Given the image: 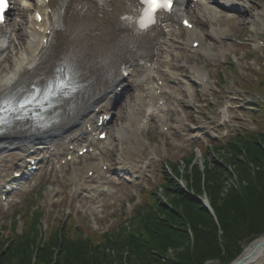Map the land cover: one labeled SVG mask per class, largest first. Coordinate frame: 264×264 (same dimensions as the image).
Returning a JSON list of instances; mask_svg holds the SVG:
<instances>
[{
  "label": "bare ground",
  "instance_id": "bare-ground-1",
  "mask_svg": "<svg viewBox=\"0 0 264 264\" xmlns=\"http://www.w3.org/2000/svg\"><path fill=\"white\" fill-rule=\"evenodd\" d=\"M73 1L55 0L51 4V7L56 10L55 13L47 14L48 6L44 4V0H21V2L26 3V10H18L17 16L9 20L6 29L0 36V102L6 96L15 97L24 93V88L30 86L37 74H39L38 80L41 76L54 75L56 72L55 63L46 68L51 58L54 60L60 58V60L67 61L73 58L82 72L74 75L79 80L78 94L66 100L58 101L53 114L52 112L46 114L44 123L49 126L47 130H29L30 132L22 134L10 129L7 134L0 136V187L1 184L12 185L13 173L25 170L27 165L26 157L32 156L28 155L31 148L25 145L27 140L34 143L35 154H42V160L47 159L49 163L52 157L55 156L58 159L57 163L61 164L62 159L65 158L59 157L61 152L70 153V146L84 142L86 138H83V136L85 134L87 138L91 137V134L87 133L81 135L78 131V125L83 123L85 118L88 117L89 113L86 111L91 106L94 105L93 113L96 107L103 108L107 106L103 103L104 97L100 94L95 95L96 91L94 92L93 90L99 86L98 92H100L101 85L110 87L119 79L118 76L115 79L112 76V74L116 73H113V71L117 67V61H120V63L123 61L127 64V69L130 72L129 77L133 76L135 78L134 82L138 91L126 111L127 122L119 125L115 136L120 144L118 155L119 171H129L137 179L142 177L144 173L151 170L150 165L156 158L157 152H155L156 148H152V157H141L144 147L142 144L145 143V140H141L139 129L143 127L144 131H146L153 122L161 123L160 111L156 113V110L145 106L143 104L144 100H142L143 95L148 94V98L151 101L153 95H156L159 96V101L164 100L166 102L165 107L163 109L160 108L163 113L162 119L168 116L166 111L172 109L173 105L171 103H175L180 96L177 90H171L167 97L156 94L152 76L159 70L154 73L150 65V63H153L152 59L147 54H144L145 50L154 43L159 48H162L164 52L169 49L168 52L164 53L165 55L172 53L174 56L178 54L180 46H184V51H187V54L190 55L194 53L191 47L194 41H202L204 38L212 39L214 35L218 39L232 30L234 23L228 22V19L233 16L229 11V5L239 12V16L236 18L234 16L239 23L245 21L247 16L251 17V10L243 0H230L228 3L225 1L217 2L216 0H180V7L186 8V13L195 15L199 24L204 25L205 19L208 20L211 25L209 28L211 31L202 35L203 33L197 28L185 29L189 38L186 41L183 40V43L178 46L172 42V39L178 38L177 35L184 29L178 30L173 19L167 21L163 27H160L152 40H138L136 36L131 35L130 30L123 29L116 18L117 15L124 11L125 0L112 3L108 8H100L96 3L89 0L87 1L89 9L84 15L73 13L72 16H69ZM250 1L248 0V2ZM15 2L18 4L17 0ZM34 3L39 10L44 12V15H47L48 20H55L56 23L51 34V42L44 52L40 50L43 34L35 30L34 12L31 16L27 15ZM191 5L193 10L190 12ZM87 15H90L88 19ZM25 19H27V22H23L24 26L20 25L18 21ZM214 22H216V26L213 24ZM222 23L224 25L218 27V24ZM58 26L61 27L60 30ZM262 26L264 28V19H262ZM40 27L47 28L45 20L40 23ZM127 42L132 49H126L125 45ZM201 44V48H199L201 53L209 58L215 56V51L205 48L203 42ZM140 46L141 50H139ZM116 48L124 49L121 58L117 56ZM223 53L221 52L220 55H223ZM168 60L169 58L163 61L160 60L161 65ZM119 66L115 71H118ZM195 73L201 78L206 74L203 69L196 70ZM177 76L178 74L176 73L175 77L171 76V78L177 81ZM213 83L210 80V82L202 83V85L207 92H211ZM189 94L193 96L190 88ZM83 104H85L84 107H82ZM220 114L223 123L230 122L234 116L229 106L223 107ZM132 120L135 122L133 124L135 128L131 126ZM186 120L187 118L183 115L178 118L179 129L185 127ZM86 123H91V118L84 124ZM137 125H139L138 129ZM83 126H81V129H83ZM95 128L97 129L96 125ZM21 134L22 137H20ZM26 135H30V138L25 137ZM109 137L106 144L96 143L97 146L94 152L90 154L93 155L92 157L98 156V161L103 160L104 154L112 149V142L110 143L112 139L111 136ZM122 142H127L128 147L124 148ZM51 148H54V150L51 151ZM90 155H84L83 158L87 159ZM98 166L99 163L73 169L74 174L72 173L73 175L70 176V192L73 196L76 197L79 193L90 189L97 190L101 184L105 195L113 194V187L109 191V186L114 185L116 181L108 173L104 172L102 168L99 169ZM66 168L67 165L62 166L59 171L61 177H64L63 171ZM90 170H94L92 179L88 177ZM42 173L39 172L32 175L29 180L17 187L12 186L14 194L9 203L14 201L16 194L29 191L39 180ZM92 183L96 185H92ZM101 189H98L99 192L97 190L96 194H101ZM52 192L62 193L63 190L54 188ZM2 205L5 206L6 204L3 203ZM238 264H264V236L257 238L245 248L243 255L238 260Z\"/></svg>",
  "mask_w": 264,
  "mask_h": 264
},
{
  "label": "trees",
  "instance_id": "trees-1",
  "mask_svg": "<svg viewBox=\"0 0 264 264\" xmlns=\"http://www.w3.org/2000/svg\"><path fill=\"white\" fill-rule=\"evenodd\" d=\"M212 150L217 158L209 151L204 169L195 162V154L185 161L184 173L180 163L173 165L188 191L166 175L161 192H150L136 212L131 231L106 236L98 245L90 237L72 239L63 228L40 248L35 264H205L210 260L229 264L241 254L244 242L264 233V134L246 133ZM231 178L227 187L225 182ZM190 191L198 196L206 192L220 225ZM36 223L37 219L31 230L15 237L9 246L0 242L4 250L0 264H31V247L39 239ZM168 249L174 255L167 256ZM110 251L119 253L121 263L105 259ZM134 257L136 262L131 260Z\"/></svg>",
  "mask_w": 264,
  "mask_h": 264
},
{
  "label": "rangeland",
  "instance_id": "rangeland-1",
  "mask_svg": "<svg viewBox=\"0 0 264 264\" xmlns=\"http://www.w3.org/2000/svg\"><path fill=\"white\" fill-rule=\"evenodd\" d=\"M252 8L255 9L254 17L251 14L244 16L245 21L241 23L238 22V19H235L239 14L233 13L235 18L228 19V22L234 23L232 26V33L227 36V40L223 41H211L205 40V46L212 47L216 51L225 52L224 57L217 58V60H208L203 57L202 54L190 55L189 57L185 56L183 60H188L190 63L181 62V73L183 75V79H185L190 86L193 85L194 81H192L193 71L192 67L195 65L198 68L207 69L211 72L215 80V85L213 86V93L207 94L205 91L202 93L203 95L197 97L195 100L200 99L203 102L211 101L210 106H205V103L198 107L195 105V108L184 107L186 111V115L190 121L196 122V125L190 126L186 125V134L185 136H181L177 133L176 129V120L178 115H180V111L182 109L181 106L186 101L191 100L190 96L187 94L186 90L188 89L187 83L183 82L178 86V89L183 94L180 96V103L175 111H172V121L173 127L171 132L173 133V138H169L170 135H162L157 130L151 129L146 133L145 138L152 142V145L159 149L158 158H155L152 165V171L148 173L145 177L139 178L136 182H131L133 179L132 176L127 177L129 180L117 179V187L115 188V192L106 198V201L110 205L107 206L108 209H111L112 206L114 211H118L119 209L125 208V204L128 201L132 202V206L140 205L138 201H134L142 198L143 193L142 189L144 187L149 188H158L161 180L162 173L165 164L167 162L173 163L176 160H180L187 153H190V150L194 148L198 155L197 159L199 161H203L204 157L200 148H204L205 150H210V143L221 141L223 143L226 142L232 136H235L238 132L242 130L251 131L253 133L257 131L264 132V123L263 116L264 113H259L257 115V111L255 108L260 104H264V90L258 86L259 80L264 77V53L262 51H250V48L245 46V43L251 41L252 38L259 36V19L257 17L260 12L264 14V0H255L251 4ZM30 14V12L28 13ZM27 14V15H28ZM194 22L197 20L196 16L191 18ZM206 21V19H205ZM197 23V22H196ZM210 22H206L204 26L198 25V29L203 32L207 31L210 28ZM216 25V23H215ZM221 25V24H220ZM224 25V24H222ZM254 63L256 65H254ZM218 74H222L225 76L224 83H220L217 77ZM131 83H134L133 79H130ZM175 86V84H174ZM200 87H197V89ZM202 92V91H201ZM133 92H129L124 98V102H127L130 98V94ZM193 100V101H195ZM200 102V101H199ZM229 102V103H227ZM229 105L231 110L235 111V120L234 126H230L229 124H222L221 122V114L220 111L223 107ZM233 107V108H232ZM197 114V115H196ZM125 113H121L116 117V123L113 126L114 131H111L113 134L117 130V126L121 123V119L125 118ZM188 123V122H186ZM228 131V135L227 134ZM123 147L125 148L124 143ZM188 144L190 146H188ZM188 146L186 149L185 147ZM166 150H165V149ZM148 149L144 148L142 155H148ZM119 153V142L114 140L113 138V148L109 150L110 156V173L114 178L115 170L117 169L116 159ZM213 157H216V153H212ZM93 162L94 158H89L88 160H83L80 164H84L86 162ZM80 166V165H78ZM72 174V170L69 169L65 176L64 181L60 179V177L53 176V172L49 174V169L45 170L43 176L39 179L37 186H35L30 192L22 194L20 196V200L16 202L10 209H2L0 208V236L5 237L4 234L7 233V229L9 228L10 218L17 220L19 216H24L25 213H30V203L31 201H35V203L41 205L44 210H50L49 219H48V227L52 228L53 226L57 227L60 222H65V224L69 227L71 225L74 226L75 223L78 228L84 230L85 232H97L100 233L104 230H108V226H104L105 221H99L98 224L89 221V217L86 215H80L78 218H73V220H68L67 214L69 211L74 212V203L76 200H73V197L70 190V182L67 179V175ZM232 178L225 182L226 186H229V183H232ZM64 186V197L65 201L62 203H57L55 208L51 210L48 205L49 199V186ZM226 187V189H227ZM225 189V190H226ZM224 190V192H225ZM161 192V190H160ZM158 192L157 196L162 198L161 193ZM206 192H202L203 199L207 200ZM201 196V195H199ZM206 197V198H205ZM60 199V196H59ZM78 201L81 200L79 197ZM144 200V197H143ZM114 204H113V203ZM136 202V203H135ZM61 205V206H60ZM40 206V207H41ZM34 208L35 205H34ZM108 210H106L107 212ZM17 214V215H16ZM55 219V221H54ZM129 215L124 219V221H128ZM25 221V218H22L19 222L22 228V225ZM121 221V219L119 220ZM103 222V223H102ZM127 225V224H126ZM7 228V229H6ZM20 230V229H19ZM254 240V239H253ZM253 240L251 243H253ZM256 240V239H255ZM251 243H248L245 247L249 246ZM4 251L1 250L0 253ZM2 254V253H1ZM96 255V254H95ZM167 256L174 255V251L172 249H168ZM166 256V257H167ZM105 259H111L113 263H119V253L115 251H110ZM166 257H162L164 260ZM160 259L159 256H157ZM137 258H132L133 262H136ZM124 262V261H123ZM121 263V262H120ZM126 264V263H125ZM211 264H220L218 261L211 262Z\"/></svg>",
  "mask_w": 264,
  "mask_h": 264
},
{
  "label": "snow or ice",
  "instance_id": "snow-or-ice-1",
  "mask_svg": "<svg viewBox=\"0 0 264 264\" xmlns=\"http://www.w3.org/2000/svg\"><path fill=\"white\" fill-rule=\"evenodd\" d=\"M141 3L145 5L143 8V15L140 18V26L142 28L147 27L149 24L154 22V14L157 12L158 9L170 8L172 4V0H141ZM8 7V0H0V23H3L4 20V13ZM40 18V15L37 14V19ZM55 86L58 88L64 87L63 81H57L53 84L49 85V91L51 88ZM47 98V96L45 97ZM31 99L26 98L24 103H30ZM23 107V104L20 105Z\"/></svg>",
  "mask_w": 264,
  "mask_h": 264
},
{
  "label": "water",
  "instance_id": "water-1",
  "mask_svg": "<svg viewBox=\"0 0 264 264\" xmlns=\"http://www.w3.org/2000/svg\"><path fill=\"white\" fill-rule=\"evenodd\" d=\"M231 264H238V260H236L235 262H232Z\"/></svg>",
  "mask_w": 264,
  "mask_h": 264
}]
</instances>
